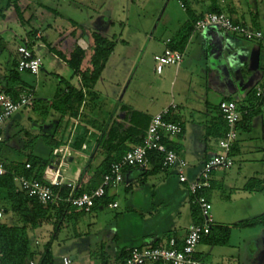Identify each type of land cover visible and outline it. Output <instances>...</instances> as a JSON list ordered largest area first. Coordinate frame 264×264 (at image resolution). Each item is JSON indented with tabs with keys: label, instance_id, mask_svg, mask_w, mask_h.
<instances>
[{
	"label": "rangeland",
	"instance_id": "obj_1",
	"mask_svg": "<svg viewBox=\"0 0 264 264\" xmlns=\"http://www.w3.org/2000/svg\"><path fill=\"white\" fill-rule=\"evenodd\" d=\"M15 5L22 11L23 23L15 13ZM175 5V0H0V9L4 15L0 16V36L5 45L0 53V74L12 68V61L17 60L16 49L20 45L31 48L42 63L37 76L21 72L23 81L33 88V99L37 105L33 111L14 114L2 126L1 158L24 162L26 154L30 152V147L25 148L24 145L33 143L32 155L50 163V143L43 136L51 135L59 118L50 103L56 93L65 89V82L72 81L75 84L77 80L66 62L49 52L48 47L68 58L81 39L87 48L90 44L89 34L92 32L113 42V51L94 87L97 98L88 100L83 108L86 114L83 119L109 121V110L122 104L129 110L150 115L159 112L163 104L170 102L172 97L176 102L178 99L183 101L192 97L201 104V90H195L194 95L190 88L191 85L196 86L190 83L195 81L194 78L191 81L189 75L181 71L175 74V69L171 66L165 67L161 75H157L154 70V55L158 54L154 52L163 51L161 41L172 32L173 15H182L179 9L174 10L172 15ZM30 31L36 32L35 35L29 34ZM90 52L91 49L87 51L88 56ZM187 59L190 56L186 55L185 60ZM224 72L227 79L228 73ZM222 85L230 95L235 90L232 81ZM180 110L183 116L186 115L185 120L189 119L190 114L195 123L200 120L208 121L198 112L187 111L185 105ZM262 110L264 115V109ZM258 114L253 115L252 119ZM256 119L258 122L260 118ZM185 122L187 126L188 122ZM44 125L48 129L46 132ZM247 133L240 129L239 145L243 144L242 140ZM251 133L252 143H261L256 137V131ZM59 134L56 133V136ZM132 145L127 144L125 149ZM244 154L237 153L233 156L234 164L230 169H218V172H214L216 181L210 193L211 213L214 224L230 227V235L225 246L209 245L204 241L198 244L196 250L207 264L263 263L264 172L259 176L263 180L259 187L248 191L245 190V184L250 176L256 178V175L252 174L251 168L244 166L247 160H252L249 156L260 160L263 155L262 152ZM74 157L72 162L65 165L71 171L86 164L83 157ZM190 158L186 160L188 165L185 173L192 180L204 162ZM255 166L261 168V165ZM258 168L256 169L260 170ZM231 173L235 175L232 183L221 181V178L229 177ZM140 175L141 172L136 169L122 172L123 180L114 190L117 208L100 206L95 211L84 213L75 227L65 219L61 221V229L56 231V237L51 240L53 257L68 255L73 257L71 264H76L80 254H95L102 250L113 261L118 247L137 244L134 239L137 234L158 233L160 236H167L172 226L183 224L184 218L176 214L181 207L188 206V193L179 184L175 170L169 168L160 171L154 175V180L146 181L144 186L134 183L125 191V184ZM244 177L247 178L243 182ZM212 178L213 173L211 180ZM6 204L7 200L0 198V206ZM9 217L10 212H7L4 219L8 220ZM251 219L256 220V223L250 226L237 225L243 220ZM51 225L54 226L53 223ZM50 233L52 231L49 225L34 230L32 235L39 241L35 248L41 251L49 241Z\"/></svg>",
	"mask_w": 264,
	"mask_h": 264
},
{
	"label": "crops",
	"instance_id": "obj_2",
	"mask_svg": "<svg viewBox=\"0 0 264 264\" xmlns=\"http://www.w3.org/2000/svg\"><path fill=\"white\" fill-rule=\"evenodd\" d=\"M167 1L168 0H166V2ZM181 3L184 5V7L181 6ZM175 4L176 5L172 11V15L174 14V10L177 9L182 12V15L180 17H176L175 15H173V18L171 20V22L173 23L172 32L170 35L165 37L164 40L161 41L163 50L167 46V41L172 39L177 31L181 28V26L189 20V12H191L195 17H202L205 14L210 13L212 8L211 0H175ZM215 6L219 12H224L235 22L241 23L250 29L261 31L263 34V39L259 41H248L241 36L228 33L219 28H216L215 26H209L204 30L192 32L185 48L183 49V51H180L183 54L182 61L178 66L171 67H174L175 74L181 71L182 73L189 75L191 81L194 78L193 80L195 81L190 83H194L196 86L193 87L191 85L190 88L192 91H194V95L196 93L195 90H201L200 92L202 97L200 99L202 100V103L200 104V102H195V99H193L192 97L188 98L189 100L184 99V102L182 101V99H178V102H176L172 97L170 102H165L163 104L162 109L169 106L170 103L176 104L177 108L175 113L173 114V117L176 118V122H179L183 129L182 133L179 136L170 138L168 141L180 149L179 154L183 156L185 160H187L188 157H191L190 159L193 161L201 159L204 162L210 156L218 152V142L224 136L225 132L224 121L218 111V103L222 100H234L238 105L242 103L244 105L249 103L255 109L254 113L259 114L257 115V117L253 119L251 118L250 128L248 131H246L248 132L246 134L247 136L242 140L244 141L243 144L239 145V141L241 140L237 138L232 157L237 153L244 154L245 152H247L248 155H250L256 152H262L263 157L260 160L253 158L255 156L252 157L251 155L249 157H251L252 160H247V163H244V166H248L249 168H251L252 174L256 175V179H258L260 182H263L262 177L259 176L264 172V115L262 110L264 109V102L257 106L258 102L256 101L255 96L257 89H264V0H216ZM78 45L83 49H85L86 47V43L82 39L79 41ZM160 52H162V50ZM186 55L190 56V59L185 60ZM14 59L16 58L14 57ZM224 71L228 73L227 79L224 76ZM163 72L164 70L161 74H163ZM3 75L4 72L0 74V80L2 79ZM75 78L77 80L75 84L72 81L68 83L70 85L78 87L79 79L77 76H75ZM230 81L234 82L235 84V90L231 95L227 93L226 89H224L222 85V83L226 85V83H229ZM113 92L117 93V91L115 90ZM200 92H198L197 94H200ZM95 93L97 96V92ZM96 98L97 97L93 99ZM93 99L87 97L83 105L79 108L78 116L76 118H69L66 116L62 118L60 123V115L57 113V115H59V118L56 121L54 128L52 129L51 135L56 136V133H60L58 137L56 136V141H61V144L54 149L65 147L67 145V142L70 140V157L67 160L63 161L61 167L59 168L62 180L64 182H78V180L80 179L81 181H83V183H86L88 179L93 176L95 168L103 158V151L100 147V144L98 143V139L102 137L104 128L111 123H114L118 126V130L121 131L128 125L127 121L125 120L126 112L123 111V109H125L123 107L126 106L123 104L116 106L115 109L112 108V110H109V113L111 115L109 121L99 120L98 118L83 119V116H86L83 108H85V106L87 105L88 100L93 101ZM35 103L37 105L36 100ZM184 105L187 108V111L198 112L203 115L205 120L207 118L208 121L203 122V120H200L198 123H195L194 117L190 114L188 117L189 119L185 120L184 117L186 115L183 116L182 110H180V108H182ZM33 110H35V108L32 109V111ZM154 114H150V116H153ZM256 118H260L258 122H256V120H258ZM185 121L188 122L187 126ZM96 122L105 127H103L102 129L98 128ZM47 130L48 129L45 127L44 132H46ZM253 130L256 131V137L261 141V143H259L258 145L252 143L253 136L251 131ZM239 131L240 129L238 130V132ZM83 132H86V141L81 144L80 148H75L73 146V142L75 138L81 135ZM90 141H92L91 144H89ZM210 148H213V151H210ZM74 156L83 157L86 164L79 165V167L75 171H71L65 165L68 162H72L75 159ZM249 164H251V166ZM255 165H261V168H258ZM46 167H58V162L53 157V153L51 154L50 163ZM256 168L260 170H257ZM148 169L149 167L146 170ZM214 172H216V170L213 171L211 187L205 190V196L209 201L211 190L213 189L214 183L216 181ZM234 176L235 175H232L231 173L229 174V177L221 178V181H226L228 184L232 183L233 179L235 178ZM246 178L247 177H244L242 181H246ZM250 178L251 176L248 179ZM154 179V174L144 175L140 177L138 176L133 178L131 182L125 184V187H127L128 185H133L134 183L144 186L146 181ZM182 185L184 186L185 192L188 193L186 185ZM116 187L117 185L109 187V196H115L114 190ZM0 198L4 199L3 193H0ZM186 200L188 206L181 207L176 214L178 217L181 216L182 218H184V223L181 225L178 224L172 226L171 231L167 234V236L170 238L175 237L177 239H181L186 233L188 227L193 224L191 216L192 203L189 193L186 197ZM114 202L117 203L115 199ZM8 206L9 203L7 202L5 206L1 205L0 209L8 208ZM6 216L7 212L4 213L1 221L6 223L19 224V220L16 214L10 212V217L8 220L4 219ZM46 225L51 226V231L54 230V226L51 225L50 222L42 223L39 229ZM59 229H61L60 225L57 227V231ZM32 233H34V230L28 231V234L31 237L32 241L31 252L34 255L33 260L37 261L39 253L41 251L35 248V246L39 245V241L35 236L32 235ZM134 239L137 241V244L132 246L122 245L121 247H118L114 252V256L122 248L129 249L136 246H150L156 241L159 245H164L167 240L166 236H160V234L158 233H151L147 235L137 234L136 236H134ZM262 240L264 243V239ZM90 255L91 253L89 252L80 254L78 256V261L76 262V264H101V260L91 259ZM196 255L199 257L201 262L207 264L201 257L200 253L197 252V250ZM63 257H69L73 261V257L62 255L56 258L53 257L54 264H62ZM119 262L120 260L118 261V263ZM262 264H264V260Z\"/></svg>",
	"mask_w": 264,
	"mask_h": 264
},
{
	"label": "trees",
	"instance_id": "obj_3",
	"mask_svg": "<svg viewBox=\"0 0 264 264\" xmlns=\"http://www.w3.org/2000/svg\"><path fill=\"white\" fill-rule=\"evenodd\" d=\"M212 1L211 12H219L215 6L216 0ZM184 6V5H183ZM15 13L18 19L23 23L22 11L16 5ZM190 11V10H189ZM188 11V12H189ZM0 16L3 17V13L0 9ZM201 16L195 17L189 12V20L185 22L181 28L177 31L175 36L169 40L167 47L178 51H183L190 35L193 32L194 23ZM36 33V32H35ZM30 31L29 34H34ZM90 44L87 48L83 49L76 44L75 49L70 53L68 58H64L59 52H56L53 48L48 47L49 52H53L60 58H62L66 64L71 68L73 74L78 77L79 85L75 87L65 82V89L56 93L54 100L50 103L51 108L60 115L59 122L63 117L76 118L78 116L79 108L83 105L87 97L95 98L96 93L94 87L99 80L101 73L106 65V62L113 51V42L102 37L100 34L92 32L89 34ZM5 48L4 40L0 36V53ZM91 49L90 55H87V51ZM85 64V65H84ZM25 90H33L31 86L26 84L22 77L21 72L17 70V61H12V68L4 71V75L0 80V93L10 95L13 99H16L18 95ZM264 91V89H262ZM257 106L264 102V98L255 96ZM238 105V104H237ZM242 112L241 119L237 124V130L243 129L248 131L250 128V120L254 113V108L251 104H240L238 105ZM36 108L34 101L33 108ZM123 111L126 112L125 120L128 125L121 131L118 130V126L111 123L107 127L102 126L99 123H95L98 128H104L102 137L98 139V143L103 151V158L98 166L95 168L94 174L88 179L86 183H83L80 179L77 182L78 193L89 192L96 188L101 182L103 177L109 172L112 164L118 162L122 156L129 150L126 148L127 144L138 145L142 142V139L147 130L151 116L141 111L129 110L127 107H123ZM31 109V110H32ZM169 119L176 121V118L169 117ZM181 125V124H180ZM102 126V127H101ZM225 126V123H224ZM226 127V126H225ZM182 128V126H181ZM183 130V129H182ZM226 132V128H225ZM224 132V134H225ZM2 134V130H0ZM179 136V135H178ZM45 141L50 143V151L61 144V141H56L54 135H44ZM86 132L77 136L73 142L75 148H80L81 144L86 141ZM263 139H264V128H263ZM237 142V141H236ZM234 143L231 149V156L234 151ZM3 141L0 143V145ZM29 143V142H28ZM167 146L176 151L180 152V149L175 145L171 144L168 140H165ZM30 145V146H29ZM26 146L30 147V152L26 154V160L24 162L19 161H6L0 156V161L4 164L6 173L0 177V193L4 194V199L9 203L8 208H4V213L12 212L17 215L19 224L6 223L0 221V254L1 261L4 264H27L29 259H33L34 255L31 252V237L28 234L29 230H35L41 226L44 222H50L54 224V230L50 233V239L47 241L39 253L37 260L38 264H54L53 256L51 253V240L56 237L57 227L60 222L64 219L68 222H72L75 225L79 221V218L84 213H90L95 211L100 206H109L114 203V196L108 195V189H105V194L102 198L94 200V203L88 212L73 207L66 201L70 193V188L61 187L58 189L54 188V191L58 193L63 201L59 202L57 206H45L40 204L36 199L29 198L24 194L16 191L15 176H23L28 179L41 180L42 175L48 162L42 160L38 156L32 155L33 143H29ZM150 164L149 169H139L137 167H127L124 170L136 169L141 172L140 176L157 174L160 171H165L162 168L161 156L156 153H150ZM26 165H29L26 168ZM123 170V171H124ZM179 182V181H178ZM260 181L256 178H250L245 184V190L254 191L256 187H259ZM128 185L125 187V191L128 190ZM205 195V190L202 192ZM208 199V198H207ZM118 207V205H117ZM191 216L193 223H199L201 221L199 209L196 205L192 204ZM256 220H243L237 225L239 226H250L255 224ZM59 222V223H56ZM77 236L78 233H75ZM230 235L229 226H220L214 224L211 226L209 234L204 237L201 241L206 242L209 245L225 246L228 244ZM167 240L170 237L166 236ZM153 247L160 246L158 242H154ZM142 247V246H136ZM133 248V247H132ZM131 248L120 249L118 253L110 260L108 254L104 251L92 254L91 259L101 260V264H120L124 258L129 254ZM197 256V255H196ZM199 259V257L197 256ZM120 262L118 263V261ZM200 260V259H199ZM201 261V260H200ZM153 264H167L164 262H155ZM202 264H205L202 262Z\"/></svg>",
	"mask_w": 264,
	"mask_h": 264
},
{
	"label": "built area",
	"instance_id": "obj_4",
	"mask_svg": "<svg viewBox=\"0 0 264 264\" xmlns=\"http://www.w3.org/2000/svg\"><path fill=\"white\" fill-rule=\"evenodd\" d=\"M181 6L184 7L182 3ZM209 26H218L221 30L241 36L248 41L263 39L261 31L250 29L241 23L235 22L224 12H210L200 17L194 23L193 32L204 30ZM16 54L17 70L37 76L42 63L33 50L25 45H20L16 49ZM182 58V52L166 46L161 53L154 55V70L157 74H161L167 66H178ZM256 95L264 98V91L259 88ZM33 104V90L21 92L16 99L8 94L0 93V130L14 114L31 110ZM176 108V104L170 103L169 106L151 116L142 142L132 146L118 162L112 164L102 182L91 191L78 193L77 182H64L62 180L59 168L62 162L70 157V140L65 147L53 150V157L57 160L58 167H46L41 180L15 176L16 191L29 198L36 199L42 205L52 207L63 201V198L54 191V188L68 187L70 193L66 201L73 207L88 212L94 200L104 196L106 188L116 186L122 182V172L125 168L147 169L150 164V153H156L161 156L162 168H173L179 183L186 185L191 196V203L199 209L201 221L190 225L181 239L171 237L164 245L131 248L129 254L120 264H153L158 261L167 264H202L196 256V247L209 234L214 223L211 203L202 192L211 187L213 171L226 170L233 166L234 161L230 152L238 138L237 124L241 119L242 112L234 100H222L218 103V111L225 123L226 132L218 142L219 151L206 159L201 170L190 180L185 173L186 160L165 143V140L177 137L182 133L180 123L169 119V117H173ZM2 141L3 137L0 133V143ZM28 167L29 165H26V168ZM5 173L4 164L0 161V177ZM109 206L116 208L117 203L114 202ZM3 216L4 211L0 209V221ZM71 262L72 260L69 257L62 258V264H71ZM0 264H4L1 261V254ZM27 264L38 263L33 259H29Z\"/></svg>",
	"mask_w": 264,
	"mask_h": 264
}]
</instances>
